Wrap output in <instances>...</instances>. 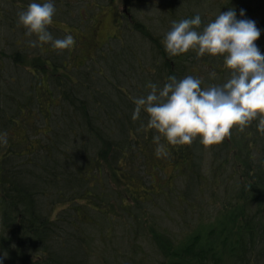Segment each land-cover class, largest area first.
<instances>
[{
  "label": "trees",
  "instance_id": "obj_1",
  "mask_svg": "<svg viewBox=\"0 0 264 264\" xmlns=\"http://www.w3.org/2000/svg\"><path fill=\"white\" fill-rule=\"evenodd\" d=\"M238 5V17L244 9L240 18L255 20L264 33V0H240ZM204 11L200 15L206 24L215 16H203ZM62 18L60 23L73 30L66 16ZM97 18L89 19L92 29ZM121 23L126 24L125 19L119 18L114 25L121 27L125 46L109 38L116 47H101L83 62L79 54L75 62L65 51L61 60L59 51L45 48L41 64L31 68L19 60L27 76L20 71L18 76L9 72L11 76L0 78V132H6L9 141L0 147V257L4 264H99L91 254L96 236L92 237L89 226L94 223L99 224V241V235L119 226L129 234L144 223L159 252L158 264H264V133L258 130V121L244 132L234 128L230 137L211 146L198 137L190 144L169 145L168 157L157 158L155 130H137L141 122L147 124L148 114L142 112L140 119L132 120L131 97L150 91L146 87L150 77L161 87L172 74L200 77L203 86L222 83L230 75L223 58L197 57L191 50L170 58L162 43L165 34L149 26L150 33L140 30L150 47L144 53L149 59L142 60L139 68L128 59L132 47L125 38L142 24L137 22L131 30ZM88 36L83 35L80 46L89 43ZM201 65L210 66L216 77L191 72ZM155 164L173 169L176 177L168 175L169 182L182 179L179 196L184 206L177 215L185 223H195L190 232L171 237L165 229L159 232L155 220L139 217L138 211L154 194V183L147 184L146 178ZM238 177L229 191L228 183ZM111 182L115 187L111 188ZM214 186L222 191V201L202 218L204 210H195L203 205L206 191H215ZM122 192L128 194V204ZM121 215L126 221L120 220ZM108 250L112 262L104 264H125L119 246L112 243Z\"/></svg>",
  "mask_w": 264,
  "mask_h": 264
},
{
  "label": "clouds",
  "instance_id": "obj_2",
  "mask_svg": "<svg viewBox=\"0 0 264 264\" xmlns=\"http://www.w3.org/2000/svg\"><path fill=\"white\" fill-rule=\"evenodd\" d=\"M57 8L55 0H31L18 12L17 23L26 29L32 47L50 44L57 51L70 50L76 43L68 33L56 37L49 30ZM245 10H240L244 17ZM235 8L220 11L204 23L199 12L194 16L172 20L162 43L168 56L175 57L194 51L197 57H222L229 77L222 83L203 86L200 77L169 75L161 87L149 81L146 95L133 96L132 120L148 114L147 124L141 122L138 131L154 129L152 136L157 158H167L168 146L192 143L199 138L211 146L232 135V130L244 132L258 121L264 133V52L256 43L261 29L255 20L240 18ZM216 72L210 73L215 78ZM9 143L6 132H0V147ZM0 264H4L0 257Z\"/></svg>",
  "mask_w": 264,
  "mask_h": 264
},
{
  "label": "rangeland",
  "instance_id": "obj_3",
  "mask_svg": "<svg viewBox=\"0 0 264 264\" xmlns=\"http://www.w3.org/2000/svg\"><path fill=\"white\" fill-rule=\"evenodd\" d=\"M203 1L204 0H55L57 11L54 20L56 22L53 21V24L49 26V30L52 32L55 27L57 30L61 31L52 32L53 35L56 34L54 35L56 37H63L68 33H71L75 37L76 43L70 50L66 49L59 51L58 55H60L61 60L64 57V52L68 51L70 53L69 59L77 62V56L79 54V61L83 62L95 55V52L101 47L105 49L116 47L117 43L108 40L109 38L116 39L120 46H125L122 43L123 40H121V27L118 28L117 25H114L119 18L120 20L125 19L126 21V24L121 23L120 25L130 28L131 30L136 28L135 25L137 22H141V27H139V29L136 28L139 31L132 32L134 34L131 32L127 33L125 43L132 47L128 48L130 49L127 53L129 61L137 67L142 68V60L149 59V54L144 55V53H148L150 45L148 44V40L146 39V41L143 38L144 33L140 30L150 33V26L153 31L165 34L171 28L170 22L172 20H177L173 19L174 17L186 18L187 16H191L190 12H194L195 14L199 12L202 14L204 10L203 16H216L220 11H227L230 8L238 10L237 5L240 0H205L204 6L206 9L202 4ZM30 2L31 0H0V12L4 16L0 18V48L2 49H0V69H2L0 78L3 77L6 79L9 72L18 76L20 71L23 73L25 72V76H27L28 74L24 70L25 68L21 66L22 64L19 60L22 59L32 68L34 63L41 64L40 56H46V52L43 49H52L49 44L32 47L29 41L36 39V37L34 35L31 37L27 36L26 29L17 23L18 12L21 9L27 8ZM93 2H96L97 5L95 6ZM168 3L170 4L169 8L167 7ZM126 6L128 7V14L122 16ZM171 14L176 16H171ZM96 15H98V23L97 26L92 29L93 22L89 19L96 18ZM62 16H66V21L74 25L73 30L69 31L66 26L60 23L61 19H63ZM252 16L256 15L252 14ZM86 21L89 22L86 23ZM15 23L16 25L12 26V24L14 25ZM63 31L65 32L62 33ZM85 34L86 36H90H88L89 43L80 46L79 41L83 39L82 37ZM256 43L259 45L260 49L263 48L264 50V33H261ZM103 68L105 69L104 65ZM152 69L153 68H149L148 72L154 75L155 73ZM213 71L214 70L211 69L210 66L205 65L197 66L196 69L191 70V72H195L199 76H202L204 73L210 74ZM10 81L11 84L15 85V81L12 77H10ZM149 81L156 83L151 77ZM13 88L15 90L18 89V87ZM206 158L208 159L207 156ZM156 165L157 164H155L153 168H150L149 175L146 178L147 184L150 183L149 180L154 183V194L144 205V209L138 211L139 217L143 216L144 220L145 217L147 220L148 218L155 220L159 223L157 226L159 232L161 229H165L171 237L190 232V230L194 228L195 223L193 221L185 223L179 219L177 215V211L184 206L180 205L182 201L181 196H179L183 191L182 179L174 178V180L169 182L170 179L168 180V175L171 176L173 174V169L168 166L162 168L160 165L158 167ZM226 174L227 173L224 172V176H226ZM237 175L239 176V174ZM162 177L164 181H161ZM173 177H176V175L173 174ZM238 179L239 177L233 184L228 183L229 191L232 192ZM110 185L111 188L115 187L113 182H111ZM163 185H167V188L162 189ZM214 187V192L209 194L208 191H206L205 196L201 198L204 201L203 205L197 206L195 210H204L202 218L207 216V212L212 210L213 205H219L222 201V191H220L218 186ZM118 192L120 193L121 191ZM120 196L122 199L126 200V203L129 201L126 192H122ZM111 203L117 204L115 201H111ZM132 205L136 206L134 202ZM59 209L60 207L55 210L58 211ZM120 220L122 222L126 221L125 217L122 215L120 216ZM97 226H99V224H92V226H89V231L92 232V237L96 236L91 254L95 257V260H99V264H104L106 260L112 262L108 250V247H110L112 243L115 247L119 246L120 258H125L123 260L125 264H158L160 260V256L158 255L159 252L156 250L154 243H152L148 233V227L144 223L139 225V230L137 232L129 234H127V231L123 227L119 226L116 230L112 231V233H108L105 236L99 235L101 241L98 240V234L96 232ZM100 228L104 231L103 227L100 226ZM122 235H127L125 241H121Z\"/></svg>",
  "mask_w": 264,
  "mask_h": 264
},
{
  "label": "flooded vegetation",
  "instance_id": "obj_4",
  "mask_svg": "<svg viewBox=\"0 0 264 264\" xmlns=\"http://www.w3.org/2000/svg\"><path fill=\"white\" fill-rule=\"evenodd\" d=\"M1 11V9H0ZM128 14V7L126 6L125 9H124V12L122 13V16H126ZM0 16H3V14L0 12ZM97 16V15H96Z\"/></svg>",
  "mask_w": 264,
  "mask_h": 264
}]
</instances>
